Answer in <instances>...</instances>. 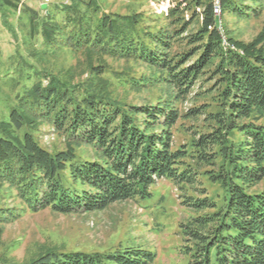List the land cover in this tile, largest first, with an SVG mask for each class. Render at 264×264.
I'll return each mask as SVG.
<instances>
[{"label": "trees", "instance_id": "obj_1", "mask_svg": "<svg viewBox=\"0 0 264 264\" xmlns=\"http://www.w3.org/2000/svg\"><path fill=\"white\" fill-rule=\"evenodd\" d=\"M18 1L0 0V26L13 48L5 54L0 41V222L19 209L1 207L4 187L26 209L69 214L150 197L151 186L168 179L192 213L180 222L187 264H264V28L250 43L228 36L229 46L220 28L224 14L260 15L264 0H221V19L213 0L159 1L166 12L171 6L167 14L143 9L144 0H131L127 12L107 0H52L47 9H21V25L10 19ZM66 51L80 62H56ZM108 59L141 63L152 74L116 70ZM154 83L167 86L168 97L135 103L117 94L120 86ZM186 100L182 113L177 104ZM181 117L202 124L177 144ZM43 125L63 147L41 143ZM155 257L137 246L51 247L25 264H151ZM0 264L18 263L0 257Z\"/></svg>", "mask_w": 264, "mask_h": 264}, {"label": "rangeland", "instance_id": "obj_2", "mask_svg": "<svg viewBox=\"0 0 264 264\" xmlns=\"http://www.w3.org/2000/svg\"><path fill=\"white\" fill-rule=\"evenodd\" d=\"M107 1L113 9L122 12L132 8L131 0ZM159 1L161 0H144L142 7L148 11L160 8L167 14L169 8L175 5V1L170 0L171 6L166 12ZM18 2V13L10 16L11 21L18 25H21L19 16L23 15L20 10L26 5L40 9L43 3H49L45 0H19ZM213 2L215 3V0ZM218 16L222 18V8ZM223 23L226 25L225 28ZM196 25L197 23L190 28V31L194 30ZM220 28L225 45H230L228 36L250 43L256 40L264 28V9L260 15L247 19L233 14H224ZM9 39L10 35L0 26V41L5 54L13 49ZM56 57V62H65L67 65L80 62L77 55L68 51ZM108 62L116 70L130 68L138 74H152L148 67L135 61L108 59ZM80 74L83 75V79L88 77V73L83 69ZM3 88L6 90L7 86ZM170 92L167 86L154 83L147 88L136 89L132 86H120L117 94L130 102L150 103L168 97ZM198 100L204 101V98ZM3 105V102H0V107ZM177 105L179 110L185 113L191 101H178ZM195 123L201 125L202 118L181 117L178 120L173 127L177 144L190 141L191 134L188 129ZM37 137L47 148L64 146L63 138L48 125L42 126ZM205 185L211 191L217 188L207 180ZM263 187L264 180L259 188ZM3 191L6 194L1 201V207L10 208L13 212L16 211L14 208H19L15 216L0 222V257L8 261L25 264L51 247L67 251L112 253L118 249L124 251L126 247L137 246L155 253L156 257L151 264H187L188 262V257L180 251L183 244L180 222L186 220L192 213L181 205L183 191L168 179L157 180L150 188L152 192L150 197L115 202L98 211L69 214L57 213L51 208L31 211L25 208L13 188L4 187Z\"/></svg>", "mask_w": 264, "mask_h": 264}, {"label": "bare ground", "instance_id": "obj_3", "mask_svg": "<svg viewBox=\"0 0 264 264\" xmlns=\"http://www.w3.org/2000/svg\"><path fill=\"white\" fill-rule=\"evenodd\" d=\"M215 5H216V0H215ZM217 6L219 7V10H218V15H220V12H221V6H222V4H221V0H217ZM214 10H215V13H216V9L214 8Z\"/></svg>", "mask_w": 264, "mask_h": 264}, {"label": "built area", "instance_id": "obj_4", "mask_svg": "<svg viewBox=\"0 0 264 264\" xmlns=\"http://www.w3.org/2000/svg\"><path fill=\"white\" fill-rule=\"evenodd\" d=\"M45 1H46V2H49L50 0H45ZM215 9H216V14L218 15L219 7L217 6V0H216Z\"/></svg>", "mask_w": 264, "mask_h": 264}, {"label": "water", "instance_id": "obj_5", "mask_svg": "<svg viewBox=\"0 0 264 264\" xmlns=\"http://www.w3.org/2000/svg\"><path fill=\"white\" fill-rule=\"evenodd\" d=\"M47 7H48V4H47V3H43V4H42V8H43V9H47Z\"/></svg>", "mask_w": 264, "mask_h": 264}]
</instances>
